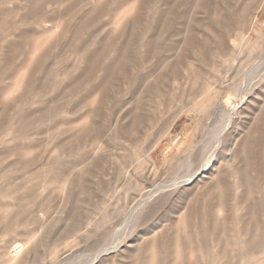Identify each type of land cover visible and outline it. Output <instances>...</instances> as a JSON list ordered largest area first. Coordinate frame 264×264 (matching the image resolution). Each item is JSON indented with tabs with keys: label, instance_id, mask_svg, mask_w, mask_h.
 Wrapping results in <instances>:
<instances>
[{
	"label": "rangeland",
	"instance_id": "374dc122",
	"mask_svg": "<svg viewBox=\"0 0 264 264\" xmlns=\"http://www.w3.org/2000/svg\"><path fill=\"white\" fill-rule=\"evenodd\" d=\"M0 264H264V0H0Z\"/></svg>",
	"mask_w": 264,
	"mask_h": 264
},
{
	"label": "bare ground",
	"instance_id": "6f19581e",
	"mask_svg": "<svg viewBox=\"0 0 264 264\" xmlns=\"http://www.w3.org/2000/svg\"><path fill=\"white\" fill-rule=\"evenodd\" d=\"M233 105H234V103H233ZM233 111V110H232ZM231 111V112H232ZM228 116H231V115H228ZM230 120H231V117H228L227 118V120H226V122H225V125H224V127L222 128V129H220V130H218L217 131V133H216V135H215V137H214V139H215V142H216V146L217 147H219L220 146V144H221V142H220V134H221V132H222V130L225 128V126H227L228 124H229V122H230ZM223 126V125H222ZM214 143V142H213ZM201 169H204V167L203 168H201ZM208 171V170H207ZM204 172V170H199L196 174H194V176H192V177H190V179H189V182L188 183H190L193 179H196V177H198L201 173H203ZM205 174V173H204ZM195 181V180H194ZM183 182V181H182ZM12 251V250H11ZM13 251H15V254H18L20 251H21V245H19V244H15L14 246H13Z\"/></svg>",
	"mask_w": 264,
	"mask_h": 264
}]
</instances>
